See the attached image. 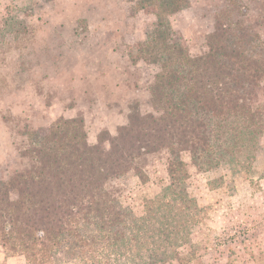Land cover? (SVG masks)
I'll return each instance as SVG.
<instances>
[{
    "label": "trees",
    "instance_id": "trees-1",
    "mask_svg": "<svg viewBox=\"0 0 264 264\" xmlns=\"http://www.w3.org/2000/svg\"><path fill=\"white\" fill-rule=\"evenodd\" d=\"M129 1L156 17L137 44V59L157 67L148 88L152 111L132 105L127 122L114 135L101 131L95 143L82 116L23 133L27 165L0 179V247L8 256L28 264H187L202 211L187 190L189 167L249 172L261 150L264 39L251 10L225 0L206 51L194 55L172 38L169 20L191 0ZM33 31L9 18L0 49ZM159 152L167 183L137 215L114 184L127 175L145 182L148 157Z\"/></svg>",
    "mask_w": 264,
    "mask_h": 264
},
{
    "label": "rangeland",
    "instance_id": "rangeland-1",
    "mask_svg": "<svg viewBox=\"0 0 264 264\" xmlns=\"http://www.w3.org/2000/svg\"><path fill=\"white\" fill-rule=\"evenodd\" d=\"M242 1L264 39V0ZM224 3L191 0L171 13L172 38L191 54L206 51ZM9 18L25 20L34 34L0 49V179L27 165L28 130L42 134L60 116H82L95 143L101 131L114 135L127 122L132 105L152 111L148 88L157 67L137 59V44L156 21L152 12L135 11L129 0H0V29ZM261 145L249 172L189 167L187 190L202 211L187 264H264V133ZM165 157H148L145 182L127 175L114 184L135 214L167 183ZM0 264L28 263L0 247Z\"/></svg>",
    "mask_w": 264,
    "mask_h": 264
}]
</instances>
